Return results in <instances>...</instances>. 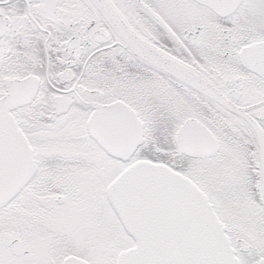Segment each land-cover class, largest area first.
<instances>
[{"label":"flooded vegetation","instance_id":"1","mask_svg":"<svg viewBox=\"0 0 264 264\" xmlns=\"http://www.w3.org/2000/svg\"><path fill=\"white\" fill-rule=\"evenodd\" d=\"M105 1L138 40L185 67L217 99L132 52L91 0H0V97L22 80L31 83L20 88L33 90L10 110L35 164L10 200L15 237L31 257L13 254L7 242L8 253L33 259L24 232L54 237L52 249L64 246L62 234H75L79 251L41 264H62L70 254L93 264L97 236L117 221L131 238L107 187L127 165L146 159L205 193L239 264H264V77L240 59L245 47L264 40V0ZM114 102L139 122L141 141L125 161L88 128L95 112L113 119L115 136ZM53 220L66 230L48 226ZM5 250L0 243V256Z\"/></svg>","mask_w":264,"mask_h":264},{"label":"water","instance_id":"2","mask_svg":"<svg viewBox=\"0 0 264 264\" xmlns=\"http://www.w3.org/2000/svg\"><path fill=\"white\" fill-rule=\"evenodd\" d=\"M91 1L132 52L217 99L185 67L138 40L105 0ZM199 1L207 3V0ZM215 11L222 13L216 8ZM240 55L244 65L264 77V40L245 47ZM30 83L27 80L9 83L6 93L0 97V208L13 199L35 169L31 148L10 111L30 98L33 90L20 88ZM111 108L116 111L115 136L109 137L113 119L102 115L99 119L95 112L88 120V128L105 151L125 161L141 141L139 122L134 112L120 102L112 103ZM98 121L100 135L95 133ZM189 124L185 122L182 130ZM107 196L123 230L133 240L132 245L119 251L115 264H239L205 193L169 166L146 159L135 160L108 185ZM8 246L13 254L21 253L24 260L30 259L29 251H21L18 238H11ZM62 264L90 263L70 254L63 258Z\"/></svg>","mask_w":264,"mask_h":264},{"label":"rangeland","instance_id":"3","mask_svg":"<svg viewBox=\"0 0 264 264\" xmlns=\"http://www.w3.org/2000/svg\"><path fill=\"white\" fill-rule=\"evenodd\" d=\"M81 139L80 136L75 137V142H79ZM83 140V139H82ZM84 146H92L91 144L84 142ZM11 204V205H10ZM13 201H10L8 204H6L5 207H3L0 210V222L7 226H4L3 224L0 225L2 231V235H0V243L2 246H4L5 253H3L2 256H0V264H41L43 260L48 259L49 257L53 258H60L67 252H70L71 249L78 250L82 246V238L77 235H61L62 236V242L64 246H60L57 249H52L51 247V238L47 234L38 235V237L33 236V233H23L25 234L24 242L27 246H29L33 251V259L28 262H19L15 259V257L11 256L10 253H8L7 249V242L16 235V228L14 223V206L12 205ZM7 214V215H6ZM13 216V217H12ZM7 217V218H6ZM13 219V220H12ZM13 221V222H12ZM42 221V219H41ZM13 224V225H12ZM52 225L54 229L60 230L62 232L65 226L61 223H58L56 221H50L48 222V226ZM11 226V227H10ZM5 227V228H4ZM9 227V230H8ZM5 229V231H4ZM11 229V230H10ZM8 230V231H7ZM47 229L43 228V232H47ZM69 231V230H68ZM9 234H8V233ZM71 232V231H69ZM73 233V232H72ZM61 236H59L61 238ZM99 237V238H98ZM97 247L95 250L91 249L90 253V259L93 264H115L116 257L122 249L126 248V246L129 244L131 245L133 243V240L129 238L120 228L119 223L117 221V224L115 227H112L111 230H108L103 232L101 235L97 236ZM101 239V241L99 240ZM64 240V241H63ZM100 241V244H99ZM29 244V245H28ZM92 245H95L94 242L91 243ZM69 250V251H68Z\"/></svg>","mask_w":264,"mask_h":264},{"label":"bare ground","instance_id":"4","mask_svg":"<svg viewBox=\"0 0 264 264\" xmlns=\"http://www.w3.org/2000/svg\"><path fill=\"white\" fill-rule=\"evenodd\" d=\"M10 205H11V204H10ZM12 205H13V204H12ZM13 214H14V213H13ZM6 215H7V214H6ZM12 217H13V216H12ZM6 218H7V217H6ZM13 218H14V217H13ZM12 220H13V219H12ZM14 220H15V219H14ZM12 222H13V221H12ZM15 224H16V221H15ZM15 224H14V225H15ZM3 225H4V224H3ZM12 225H13V224H12ZM26 225H27V224H26ZM26 225H25V226H26ZM4 226H7V224L4 225ZM21 226H22V224H21ZM10 227H11V226H10ZM4 228H5V227H4ZM19 229H20V228H19ZM22 229H23V228H22ZM30 229H31V228H30ZM8 230H9V227H8ZM8 230H7V231H8ZM10 230H11V229H10ZM2 231H3V230H2ZM4 231H5V229H4ZM23 231H26V230H23ZM7 233H8V232H7ZM9 233H10V232H9ZM9 233H8V234H9ZM20 236H21V235H20ZM14 237H15V236H14ZM22 241H23V240H22ZM22 243H23V242H22ZM21 245H22V244H21ZM27 248H28V247H27Z\"/></svg>","mask_w":264,"mask_h":264}]
</instances>
